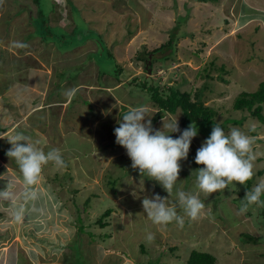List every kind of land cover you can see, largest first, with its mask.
Masks as SVG:
<instances>
[{
  "label": "rangeland",
  "instance_id": "obj_1",
  "mask_svg": "<svg viewBox=\"0 0 264 264\" xmlns=\"http://www.w3.org/2000/svg\"><path fill=\"white\" fill-rule=\"evenodd\" d=\"M40 14H47L54 26L60 25L58 32L64 26L63 34L74 28L88 33L69 38L73 45L61 43V37L48 43L38 31ZM32 16L36 20L32 18L31 23ZM15 26L11 35L8 30L7 36L1 32ZM174 30L185 36L173 47L150 55L155 59L153 66L140 59L150 57L144 51L167 42ZM29 31L35 35H26L30 36L27 47H16L13 38L22 43V35ZM1 55L6 59L4 65L0 62V106L6 105L0 111L10 121H18V132L46 148L45 152L59 149L67 165L44 166L35 187L38 199L22 204L21 220L0 224L7 231L5 247H17L18 256L29 257L31 264H166L185 262L194 249L212 253L217 264H264V205L240 212L246 192L264 181V121L233 108L240 92L256 91L264 81V0H0ZM147 80L160 89L176 85L182 91L196 90L207 82L204 102L218 110L216 118L225 133L238 128L254 138L253 177L246 185L234 182L235 187L230 185L208 198L201 194L205 208L199 219L192 221L184 214L174 189L169 202L184 218L182 228L176 222L155 225L147 218L142 200L168 193L134 170L126 149L115 142L117 121L137 107L147 109L154 130H160L162 121L170 117H178L181 132L189 127L183 124L180 108L153 121L159 108L151 104L152 95L143 88ZM75 82L80 88L68 111L65 108L57 115L54 109L48 117V109L57 106L45 105L47 92L51 98H60ZM12 87L18 92L10 94ZM37 87L39 97H22L32 95ZM10 102L16 109L9 110ZM21 103L24 106L18 110ZM48 120H54V125ZM195 124L197 136L187 159L180 162L176 185L185 192L195 191L194 172L203 167L195 163L196 152L211 134L203 121ZM30 131L38 136L24 133ZM169 135L177 138L180 133ZM6 142H0V147ZM4 158L8 161L4 167L6 163L9 167L10 161ZM14 174L18 175L15 180L22 181L19 169ZM2 177L0 183L6 185L10 179L4 183ZM108 208L113 212L103 219L107 222L103 227L98 220ZM78 225H84V231ZM149 234L154 236L151 241L146 239Z\"/></svg>",
  "mask_w": 264,
  "mask_h": 264
},
{
  "label": "clouds",
  "instance_id": "obj_2",
  "mask_svg": "<svg viewBox=\"0 0 264 264\" xmlns=\"http://www.w3.org/2000/svg\"><path fill=\"white\" fill-rule=\"evenodd\" d=\"M14 44L19 48L27 47L19 42ZM75 92L76 89L70 90L68 96L73 97ZM117 123L119 126L114 129L115 142L126 149L132 162L131 167L134 170L138 169L141 176L159 183L168 193L167 197L156 194L151 198L146 196L142 200L144 213L155 225L176 222L179 227H183L184 218L178 215L176 207L169 202L174 189L178 205L190 220L195 221L200 218L205 208L200 199L201 194L208 198L213 193L224 191L230 185L235 187L234 182L246 185L254 175V138L238 128H232L226 134L217 123L196 152L195 163L203 167L194 172L195 191L185 192L176 188V185L181 171L180 162L187 159L191 142L197 136L195 122L181 132L178 117H170L167 121H162L163 126L160 130H154L147 109L137 107L124 114L122 120H118ZM177 132L180 133L177 138L169 135ZM7 141L11 148L6 155L15 161L22 179V198L25 202L36 201L38 192L35 186L40 181L44 166L49 163L58 169L67 166L62 153L56 148L45 152L21 132H16L7 138ZM13 189L14 184L7 182L5 189L0 190V201L10 200L13 197ZM262 195L264 181L246 192L244 199L241 200L240 212H247L251 205H264ZM24 213L25 207L21 205L15 210V218L21 220ZM146 239L151 241L154 236L149 234Z\"/></svg>",
  "mask_w": 264,
  "mask_h": 264
},
{
  "label": "trees",
  "instance_id": "obj_3",
  "mask_svg": "<svg viewBox=\"0 0 264 264\" xmlns=\"http://www.w3.org/2000/svg\"><path fill=\"white\" fill-rule=\"evenodd\" d=\"M37 1V0H36ZM200 2H215L216 0H199ZM38 16V15H37ZM39 16H42V19L38 21V31H40L45 41L49 42H54L56 39H59L61 37V43H66L67 46L73 45L71 38L72 36H75L73 38H76L79 36V33H83V31L87 30H81L78 28H74L72 31L70 30V33L68 32L66 34H63L64 28L62 27V30L60 32L59 29L61 26L59 25L58 27L54 26V24H51V20L49 21L50 18H48L47 14H40ZM32 18L31 17V23H32ZM36 20V18H34ZM97 23V22H96ZM17 26L15 27H4L2 28L1 32L3 31L6 36H7V30L9 31V35L15 30ZM89 28V27H88ZM92 30V29H89ZM35 31V30H34ZM34 31H29L25 34L22 35V44L27 45V41L30 39V36L27 38L26 35L30 34L31 37L34 34ZM85 35V33H83ZM63 36V37H62ZM67 36V39L65 38ZM185 33L182 32L180 34V31H172L170 34V39L165 42L164 44L154 48L151 51H144L145 54L154 55L156 53H160L165 50V48L173 47L174 43H177L178 40L181 37H184ZM16 42L18 40L16 38H13ZM28 39V40H27ZM43 39H41L43 41ZM65 39V40H64ZM44 42V41H43ZM69 43V44H68ZM24 48V47H23ZM22 48V49H23ZM2 50H5V52H10L7 50V48H2ZM110 56L112 54L109 52ZM114 55V54H113ZM2 55L0 57V62L3 63L5 62V59H2ZM139 58V57H138ZM152 56L150 57H143L140 58L142 60H147L149 62L150 66H153L154 60H151ZM168 58V57H166ZM20 65V64H18ZM117 74H120L118 71ZM118 81H122V79L118 78ZM143 88H147L151 95H152V100L151 104L155 105L159 109L157 110V113L153 119V121L157 122L160 118L164 117L167 112L174 113L176 112L179 108L182 111V121L184 125H190L193 122H199L203 121L208 128L212 131L213 127L215 124L218 123L217 121V115H218V110L215 109L213 106L206 105L205 104V90L209 88V85H207V82L203 85V87L195 88L194 87L190 88L189 90H184L182 91L179 87L176 85L174 86H169V87H164L163 89H160L158 86H154L153 84L149 83L148 80L143 84ZM195 92H194V91ZM233 108L236 110L240 111H248L250 114L254 117L259 118L261 121H264V81H262L259 84V87L256 91L253 92H248V91H242L240 92L234 99V104ZM244 118H241V121H244ZM229 120V119H228ZM236 123H239V120L235 119L234 120ZM241 122V123H242ZM221 127H223V124L219 123ZM253 131V129H252ZM90 199L86 201V204H88ZM113 212L112 208H108L102 216L99 218L98 222L101 224V226H107V222H104L103 219L109 217L111 213ZM81 221V218H80ZM78 229L82 232L84 231V225H78ZM92 235V233H89ZM250 239L252 236H249ZM175 248L173 247L172 250ZM187 264H217V258L209 252L206 251H199V250H192L190 253L188 259H187Z\"/></svg>",
  "mask_w": 264,
  "mask_h": 264
},
{
  "label": "crops",
  "instance_id": "obj_4",
  "mask_svg": "<svg viewBox=\"0 0 264 264\" xmlns=\"http://www.w3.org/2000/svg\"><path fill=\"white\" fill-rule=\"evenodd\" d=\"M15 51V50H14ZM18 55V54H15ZM18 60V57H16ZM18 76V75H17ZM100 76V72L98 71V77ZM119 82V81H118ZM9 86V85H8ZM7 86V87H8ZM13 86H18L17 84H13ZM7 87L3 88L6 89ZM68 88V87H67ZM80 88V84H74L73 87H71L70 89H67V92L64 93V95H62V97L58 98L57 95H55L54 97H49L50 95V91L47 92V98L49 101L46 102L45 105H49L52 106H57L56 108L51 107L48 109L47 113L45 111V113L47 114V116L49 117V115H54V109L56 110V114L57 115H61V113L64 112V109L68 106L69 103H71L72 98L78 93V89ZM72 89H76L75 95L73 97H69L68 96V92ZM78 90V91H77ZM18 91H15V87H12L9 91V93H16ZM41 95V91L39 90V88L37 87V90H34V93L30 96L26 95V94H22L23 98H31V99H35V97H39ZM1 96V95H0ZM8 96V95H6ZM17 98V97H16ZM15 98V99H16ZM27 107L30 106V102L29 101H25ZM6 105V104H5ZM5 105H1L0 106V110L2 107H4ZM7 106L10 109H16V105L13 106V104L10 102L7 104ZM21 106H24L23 103H21L20 105H18V110H20ZM44 107L41 108H36V110H42ZM7 109V107H6ZM8 110V109H7ZM8 110V111H9ZM66 110L68 111V109L66 108ZM44 111V110H43ZM6 112V111H5ZM4 112L0 111V136H6L5 138H0V142H6L7 138H10L12 135H14V132H18V128L16 123H18V121L14 120V121H10L8 118L5 117V114H3ZM101 114H103V112H100ZM71 114V113H69ZM68 115V114H67ZM74 115V113H73ZM81 114H79L80 116ZM76 116V115H75ZM78 116V117H79ZM77 117V116H76ZM1 118L4 120L2 121ZM55 118V116H54ZM101 119V118H100ZM5 120H7V122H5ZM48 123L50 125H54V120H48ZM66 123H68V121H66ZM98 122H93L94 128L97 127ZM47 126V125H45ZM59 126V125H58ZM59 130V128H57ZM23 130V129H22ZM30 130V129H27ZM23 133V132H21ZM25 134L28 133V135L32 134L34 135V137L38 136L37 132L34 131H30V132H24ZM71 134L67 137L68 138V142H69V138L71 137ZM8 135V136H7ZM67 140V139H63ZM49 145V144H48ZM66 145L68 147H70V143H66ZM46 147V146H45ZM11 148V145L8 143V141L6 142V144L4 145V147H0V175L4 176L3 178V182L6 183V179H14L16 176L18 177V175L14 174L16 173V171H18V166L16 165L15 161L12 159H9L6 155V152ZM46 150V148H44V151ZM7 157L8 160L10 161L11 165L9 166L10 168H14L13 172H9L8 171V161H5V158ZM4 161L7 162L5 167H4ZM9 168V169H10ZM16 170V171H15ZM9 180V181H10ZM13 184H14V189H13V197L10 200L7 201H0V224L5 225L6 222L5 220H7L10 225L15 223L14 220H16L15 215L13 216V210H16L18 208V205L21 206L22 204L24 205V200L22 198V194H23V184L21 180L18 179H14L13 180ZM6 187L5 184L0 183V190H4ZM36 187V186H35ZM43 187V186H42ZM44 188H42L41 190H43ZM46 189V190H45ZM45 191H46V195L49 196V189L48 187H45ZM53 191V189H52ZM54 192V191H53ZM43 193V192H42ZM19 195H21V197L19 198ZM44 195V193H43ZM50 199H53L52 197H50ZM6 226V225H5ZM4 227V226H3ZM3 227H0V264H31V261L29 259V257H25L23 255L18 256V251L16 250L17 247L12 248L9 250V248L5 247V243H6V237H7V231H2L4 230ZM3 248V249H2ZM16 250V251H15ZM215 256V255H214ZM216 257V256H215ZM188 259V258H187ZM133 264V263H132ZM166 264H187V260L185 262H180V261H173V262H169Z\"/></svg>",
  "mask_w": 264,
  "mask_h": 264
},
{
  "label": "water",
  "instance_id": "obj_5",
  "mask_svg": "<svg viewBox=\"0 0 264 264\" xmlns=\"http://www.w3.org/2000/svg\"><path fill=\"white\" fill-rule=\"evenodd\" d=\"M149 69H151V68H149ZM151 71V70H150Z\"/></svg>",
  "mask_w": 264,
  "mask_h": 264
}]
</instances>
